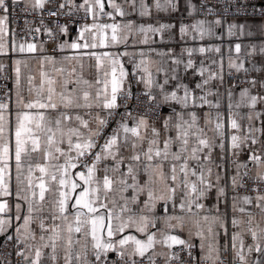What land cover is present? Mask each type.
Masks as SVG:
<instances>
[{"label": "snow or ice", "instance_id": "snow-or-ice-1", "mask_svg": "<svg viewBox=\"0 0 264 264\" xmlns=\"http://www.w3.org/2000/svg\"><path fill=\"white\" fill-rule=\"evenodd\" d=\"M185 3L189 16L215 12L209 0ZM153 10L177 12L180 0H0V57L11 61L9 72L0 59V264H225L229 244L219 243L222 234L230 236L232 264H264V111L256 110L264 95L245 87L236 100L229 88L225 116L220 100L209 99L219 93L205 91L212 80L223 82L222 59L218 72L200 62L203 79L195 88L166 87L178 80L175 67L168 70L172 75L161 67L174 50L150 45L156 36L173 39L176 25L130 19ZM21 16L23 36L10 26ZM213 24L222 20L180 23L179 39L215 35ZM244 29L230 23L227 35H244ZM250 47L254 53L256 46ZM241 49L236 43L235 52ZM182 52L187 62L171 63L197 71L194 52L221 48ZM259 52L264 54V44ZM228 66L248 71L231 58ZM153 69L166 71L162 83ZM133 79L144 86L140 95L132 90ZM140 104L147 112L163 106L172 111L159 116L158 126L133 114ZM205 107L209 111L201 115ZM240 108L249 112L241 115ZM258 143V150L251 147ZM217 148L236 158L230 219L220 211L229 185L220 186L223 177L214 172L222 167L213 159ZM241 151L249 154L247 161L239 160ZM214 188L213 213L202 200Z\"/></svg>", "mask_w": 264, "mask_h": 264}, {"label": "crops", "instance_id": "crops-1", "mask_svg": "<svg viewBox=\"0 0 264 264\" xmlns=\"http://www.w3.org/2000/svg\"><path fill=\"white\" fill-rule=\"evenodd\" d=\"M193 3H196V0H193ZM196 14V13H195ZM189 16L188 14V5L185 3V0H180V10L177 12H173L171 14L169 13H156L155 10H153V14L148 17H139L138 14H133L130 19H133L137 23H155L156 21H160L162 23H172L176 25V29H174L175 37L171 40L166 39L165 42H161V39L159 36L154 37L155 43L151 44L150 47L155 48L158 52L162 51H168V49L174 50V57L165 59L168 60V63L162 64V69L167 71V75H172L170 70L171 68L175 67L176 72L175 75L178 77L177 81H170L166 87L169 89L172 88V86L176 83H183L188 84L191 88H195V85L197 83H200L202 81V77L198 74V69L201 67V61H203V66L206 68H209L212 72H218L220 71L219 61L223 60V69H222V75H223V82H221L219 79H214L210 82V84L207 86L205 91H211V92H218L219 96H210L209 99L212 100H220V111L227 115V106L229 103L228 97H227V90L229 88L234 87L235 91V99H239V93L241 88H251L253 95H264V88L260 87V83L264 82V54L259 52V48L262 44H264V18L259 17H249V18H230L226 20H222V24L220 26L212 25V28L215 32V35L212 36H206L203 40H200L197 38L196 40H192L190 37L185 40L181 41L179 39L178 35V29L180 23L185 24H191L195 20L198 19H205L197 17L196 15ZM209 21H214L215 19L206 18ZM230 23H236L238 25L243 24L245 25L244 35H241L239 31L237 30V35L233 37H229L227 35V26ZM250 32L251 35H247V33ZM236 43H240L242 45L241 52L237 54L234 50V46ZM251 45L256 46V51L253 53L251 49ZM200 46L210 47V46H219L221 48L220 53L215 52H206V53H199L194 52L191 56V59L195 62V66L197 71H194L193 69H185L184 63L187 62V59H189L188 54L186 52H182V49L185 48H199ZM143 47L146 51L149 46H137V48ZM231 48V51H230ZM130 51L135 50L132 48H129ZM251 53V54H249ZM173 58H180L184 61V63L175 66L171 63V60ZM229 58H231L236 63H243L244 67L248 71H241L236 72L235 69H230L228 66ZM0 59H3L6 61V63L9 64V69L11 71V61L7 60L6 57H0ZM152 59L154 60H160L159 56H153ZM215 60L217 63H212V61ZM34 67V66H33ZM129 70H131V65L128 66ZM166 71H162L159 74H155V69H153L154 75H156V78L159 82H163ZM238 74H248V78L242 86H236L233 82V76ZM207 75V74H206ZM256 80L257 85L253 88L252 85L249 83V81ZM138 86L142 89H144V86L142 84H138ZM198 95H202L203 93L197 90ZM165 110L163 112V116L167 117L172 109L169 106H164ZM257 111H264V105H257ZM209 109L207 107L204 108L203 112L200 113L203 115L204 113L208 112ZM236 111L240 112L241 115H246L249 112V109L247 108H240L236 109ZM216 110L212 109V114L215 116ZM151 119V118H150ZM156 120L157 124L159 126L160 121L158 119H152ZM257 127L260 126V120H256L254 122ZM242 124L244 127H247V120L242 121ZM259 140L264 141V136H259ZM245 148L249 147V145H245ZM251 147L255 149H259L260 145L259 143L257 145H252ZM221 155L223 158H221ZM248 153L241 151L239 155L240 161H247ZM213 159L216 163L222 165L220 169H214V172H219L220 175L223 177L221 181L220 186H224L225 184H228L229 187L227 189V201L223 202L221 201V207L220 211L224 212L227 211L229 215V219L231 218V198L234 195V193L231 190L230 187V177L233 174V167L232 162L235 157L232 156L231 151H228L226 153L220 154V150L217 148L214 150ZM249 169L253 167V165L249 162L248 163ZM243 194V193H241ZM202 203L205 204L206 209L211 210L213 213L215 212L214 206L218 204L217 201V193L216 189H212L206 198L202 200ZM231 231V229H230ZM186 236V233H185ZM248 243H251L250 238L247 240ZM197 245L199 244V240H196ZM220 244L228 243L229 247L227 252L224 253L225 258V264H232V250L230 246V236L224 237L223 234L221 235V238L219 239ZM198 255H200L199 251L197 250ZM157 264H163V261L159 260L157 261Z\"/></svg>", "mask_w": 264, "mask_h": 264}, {"label": "built area", "instance_id": "built-area-1", "mask_svg": "<svg viewBox=\"0 0 264 264\" xmlns=\"http://www.w3.org/2000/svg\"><path fill=\"white\" fill-rule=\"evenodd\" d=\"M200 0H196V4H199ZM210 5H215V12L213 15H209L205 17V10L200 9L195 15L200 18H210V19H217L220 18L221 20H226L230 18H249V17H259L264 18V0H240L239 3H236L232 6H229L228 0H209ZM227 9V11H225ZM237 9H241V13L237 14ZM17 13H19V9H17ZM29 20L33 19L32 16L28 17ZM14 22L10 25L13 28H16L17 31L20 33V36H23L24 33L20 31L24 27L23 23V17L19 19L18 22H15V17L13 18ZM75 29H73L74 33ZM38 39H44L46 40V36H40ZM51 52V45L49 46V53ZM10 72V69H8ZM248 78V74H238L233 76V82L236 86H242L245 84L246 80ZM9 87H11V81H9ZM132 90L136 95H140L144 89L140 88L138 84L135 82V79L132 81ZM133 105L138 104L137 101H132ZM165 108L163 107H156L153 108L152 112H147L144 109V106L142 104L139 105L138 109L133 112L134 115L136 114H143L148 116L151 119H158L159 116H161L164 112ZM121 113L124 112V109L119 110ZM120 117L117 116L116 119L118 120ZM115 122L111 123L109 128L106 129V133L110 132L112 128H114ZM251 183V182H249ZM240 193L244 194V189L239 190ZM194 255L198 256L197 251H194ZM18 258L13 256V260H16ZM185 259L188 258L185 256ZM160 262V260H159ZM189 264H192V262H189Z\"/></svg>", "mask_w": 264, "mask_h": 264}]
</instances>
